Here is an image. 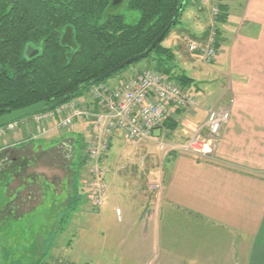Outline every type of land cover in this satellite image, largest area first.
I'll return each instance as SVG.
<instances>
[{"label":"crops","instance_id":"crops-1","mask_svg":"<svg viewBox=\"0 0 264 264\" xmlns=\"http://www.w3.org/2000/svg\"><path fill=\"white\" fill-rule=\"evenodd\" d=\"M220 7L226 18L216 23L212 11ZM212 38L215 62L207 65L189 51L193 59L187 60L186 43L207 46ZM163 45L199 84L196 108L181 116L186 132L207 127L214 109H226L230 120L211 155L172 157L167 172L159 173L163 184L152 207L137 209L136 217L118 204L136 197L124 195L127 189L107 176L113 223L117 219L125 232H103L104 254L118 264H264V0H209L204 6L197 0ZM24 123L18 141L34 133Z\"/></svg>","mask_w":264,"mask_h":264},{"label":"rangeland","instance_id":"rangeland-1","mask_svg":"<svg viewBox=\"0 0 264 264\" xmlns=\"http://www.w3.org/2000/svg\"><path fill=\"white\" fill-rule=\"evenodd\" d=\"M116 12L130 25L139 19V14L129 9L128 0ZM187 44L183 50L187 60L192 61ZM151 70L155 71L154 60H142L104 85L116 88L125 75ZM175 72L185 75L178 66ZM190 80L192 85L187 90L195 95L197 105L199 84L196 79ZM71 102L90 111L95 106L91 91ZM183 112H176L149 140L115 137L110 142L109 153L98 160H91L88 155L90 136L83 120L61 130L55 123L36 122L31 116L20 121L14 131L0 130V167H4L0 175V264H108L109 261L118 264L112 261L117 259L104 254L105 230L107 237L122 236L125 232L116 217L113 223L110 209L116 204L114 200L109 203L106 197L107 176L113 175L116 183L127 189L124 195L136 197L123 198L118 202L120 207L129 208L133 217L141 207L149 210L163 184V180H158L159 173L167 172L172 157L178 152L197 154L199 150H194L193 144L209 140L207 127L186 132L184 118L181 119ZM24 122H30L34 133L18 141L22 138L19 132L26 126ZM49 142L51 145H47ZM10 159L18 160L11 170L6 166ZM100 173H103L105 194L102 203L97 204L94 192ZM10 176L14 180L10 181ZM149 184L156 187H148ZM15 192L18 194L13 195ZM67 203L74 210L68 212ZM118 211L121 212L120 208L116 214ZM117 217L122 216L117 214ZM66 218L68 222L64 225L61 221Z\"/></svg>","mask_w":264,"mask_h":264},{"label":"trees","instance_id":"trees-1","mask_svg":"<svg viewBox=\"0 0 264 264\" xmlns=\"http://www.w3.org/2000/svg\"><path fill=\"white\" fill-rule=\"evenodd\" d=\"M113 1L0 0V117L9 110L56 102L130 61L96 86L149 59L154 60L156 71L184 88L192 85L187 76L175 72V55L163 43L197 0H128L129 9L139 14L133 25L116 12L125 0L116 8ZM219 9L217 22L222 23L225 8ZM162 37L151 55L135 61ZM94 87L78 93L73 100ZM17 161L10 159L6 166L11 170ZM67 206L68 212L74 210L70 203ZM67 218L61 223L67 224Z\"/></svg>","mask_w":264,"mask_h":264},{"label":"built area","instance_id":"built-area-1","mask_svg":"<svg viewBox=\"0 0 264 264\" xmlns=\"http://www.w3.org/2000/svg\"><path fill=\"white\" fill-rule=\"evenodd\" d=\"M209 0H202L204 6ZM221 12L219 8L212 11L213 20H217ZM216 35L215 30L212 33ZM191 54L199 55L211 64L216 61L218 50L214 40L201 46L196 42L188 45ZM95 102L91 111L81 109L72 102L66 103L52 112L33 116L41 123H55L58 129L73 127L77 121L87 123L88 155L91 160H98L109 153V145L117 136L132 141H145L153 137L166 122L173 119L178 111H189L196 105V97L179 83L159 71L127 74L120 80L116 88H108L104 84L90 90ZM230 114L224 109H214L207 117L208 142L193 144L194 150L200 155L212 154V142L221 134L228 124ZM15 122L5 128L14 131L18 128ZM4 129V128H3ZM2 130V129H1ZM103 173H100L95 186L97 204H101L105 194L102 183ZM118 216L121 212H117Z\"/></svg>","mask_w":264,"mask_h":264},{"label":"water","instance_id":"water-1","mask_svg":"<svg viewBox=\"0 0 264 264\" xmlns=\"http://www.w3.org/2000/svg\"><path fill=\"white\" fill-rule=\"evenodd\" d=\"M124 0H114L113 1V7L116 8L118 6H120L123 3ZM169 31V30H168ZM167 31V32H168ZM166 32V33H167ZM165 33V34H166ZM164 37V36H163ZM160 38L156 44H154V46H152V48L145 54L135 58V61L141 60L145 57H148L149 55H151V53L153 52V50L155 49V47L161 42V40L163 39ZM71 42V37L68 39V43ZM130 62H127L121 66H119L118 68H115L114 70L104 74L103 76L93 80L92 82L86 83L78 88H76L75 90H73L71 93L67 94L66 96L60 98L59 100H57L56 102L53 103H49V102H40V103H36L34 105H31L29 107L23 108V109H19V110H14V111H7V113L3 116L0 117V130L15 123L18 121H21L23 119H26L28 117H33L39 114H43V113H47V112H52L55 109H57L58 107L70 102L73 100V98L80 92H84L87 89H90L94 86H96L97 84L103 82L104 80L110 78L111 76L117 74L118 72H120L121 70H123L125 67H127L128 65H130Z\"/></svg>","mask_w":264,"mask_h":264}]
</instances>
